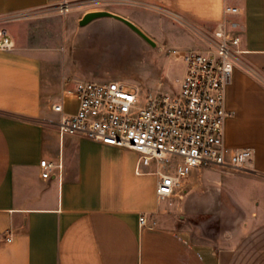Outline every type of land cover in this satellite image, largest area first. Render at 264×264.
<instances>
[{
  "label": "crops",
  "instance_id": "1",
  "mask_svg": "<svg viewBox=\"0 0 264 264\" xmlns=\"http://www.w3.org/2000/svg\"><path fill=\"white\" fill-rule=\"evenodd\" d=\"M62 1L0 0V30L15 45L0 50V264H264V0H112L121 4L82 14L113 12L140 27L156 47L171 48L169 61L178 74L171 75L173 66L165 71L172 81L166 87L158 81L164 92L176 90L185 73L173 50L209 51L220 25L240 38L226 90L231 114L225 142L254 147L253 165L197 168L165 199L157 196L154 166L136 172L134 152L60 134L61 114L53 106L63 92L81 80L109 81L102 76L68 82L67 51L47 44V20ZM227 7L238 11L226 13ZM66 18L64 42L76 26ZM104 19L134 32L113 17L84 26L79 18L83 29L75 35L87 49L95 47ZM66 103V113L73 114L77 100L69 97ZM43 159L61 161V177L57 172L43 178ZM201 214L202 240L200 226L190 221ZM142 215L148 218L145 227ZM218 220L228 228L208 234Z\"/></svg>",
  "mask_w": 264,
  "mask_h": 264
},
{
  "label": "built area",
  "instance_id": "2",
  "mask_svg": "<svg viewBox=\"0 0 264 264\" xmlns=\"http://www.w3.org/2000/svg\"><path fill=\"white\" fill-rule=\"evenodd\" d=\"M72 4L62 1L56 11L66 14ZM238 9L227 7L226 13ZM207 52L174 53L182 57L185 73L172 92L130 86L122 81L81 80L63 92L53 107L61 114L62 136L78 134L102 144L137 155L136 172L154 166L159 177L160 199L172 197L181 181L203 167L250 169L255 158L252 146L232 147L225 142V123L231 112L225 103L226 90L236 66L240 38L220 25ZM14 42L6 29L0 30V50H11ZM74 97L77 110L66 113L67 98ZM42 177H61L63 163L41 160ZM140 225H148L146 215ZM8 241L11 238H7Z\"/></svg>",
  "mask_w": 264,
  "mask_h": 264
},
{
  "label": "rangeland",
  "instance_id": "3",
  "mask_svg": "<svg viewBox=\"0 0 264 264\" xmlns=\"http://www.w3.org/2000/svg\"><path fill=\"white\" fill-rule=\"evenodd\" d=\"M120 5L117 1H82L79 3H72L71 10L66 14H57L52 12V17L47 20V44H58L62 51L69 55V60L64 64V70L69 77L68 82H75L81 79H100L104 76L108 80H118L130 86H141L143 88H151L154 91L164 92L158 90V81L163 82V87L171 85V79L166 75L172 67L171 75L177 76L175 65H171L169 55L173 54L172 49L161 45L152 46L143 38L137 36L134 32H130L121 24L113 22L112 20H101L98 29V38L95 42V47L87 49L79 40L77 31L79 29L78 19L83 18L82 14L89 8H99L104 6L111 7L112 5ZM159 11L163 16H167L165 11ZM66 15L72 17L74 23V32L69 31V36L66 42L61 39V30L66 25ZM169 16V15H168ZM167 16V17H168ZM173 16V15H172ZM170 18V17H169ZM187 26V25H185ZM42 27V26H41ZM190 34H198L195 28L185 27ZM82 31V30H80ZM197 32V33H196ZM108 35L113 36L111 40ZM168 46H176L170 43ZM186 49H193L191 46H180ZM172 88V86H171ZM216 167V166H212ZM204 215H197L190 218L191 224L195 227L200 226L201 230L197 233L199 239H203L205 232L202 224ZM198 228V227H197ZM228 228V225L221 223L220 220L212 224V232L208 234H218Z\"/></svg>",
  "mask_w": 264,
  "mask_h": 264
},
{
  "label": "water",
  "instance_id": "4",
  "mask_svg": "<svg viewBox=\"0 0 264 264\" xmlns=\"http://www.w3.org/2000/svg\"><path fill=\"white\" fill-rule=\"evenodd\" d=\"M101 17H113L116 18L122 22H124L127 26H129L134 32H136L140 37H142L144 40H146L148 43H150L152 46H156V42L149 37L140 27H138L135 23L132 21L126 19L123 16H120L118 14H115L110 11H94L89 12L84 15V17L80 20V25L84 26L93 21L96 18Z\"/></svg>",
  "mask_w": 264,
  "mask_h": 264
}]
</instances>
